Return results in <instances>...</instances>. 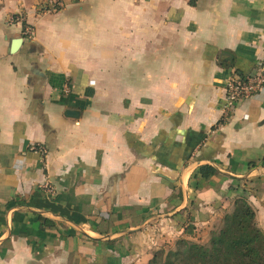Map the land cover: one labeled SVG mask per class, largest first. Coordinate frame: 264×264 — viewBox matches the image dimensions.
<instances>
[{"label": "crops", "instance_id": "obj_1", "mask_svg": "<svg viewBox=\"0 0 264 264\" xmlns=\"http://www.w3.org/2000/svg\"><path fill=\"white\" fill-rule=\"evenodd\" d=\"M36 4L0 0V264H146L240 196L264 233V86L222 121L264 0Z\"/></svg>", "mask_w": 264, "mask_h": 264}, {"label": "trees", "instance_id": "obj_2", "mask_svg": "<svg viewBox=\"0 0 264 264\" xmlns=\"http://www.w3.org/2000/svg\"><path fill=\"white\" fill-rule=\"evenodd\" d=\"M215 172L213 166L202 165L195 176L208 179ZM146 264H264V233L250 203L240 196L210 230L205 244L179 239L172 247L155 251Z\"/></svg>", "mask_w": 264, "mask_h": 264}, {"label": "built area", "instance_id": "obj_3", "mask_svg": "<svg viewBox=\"0 0 264 264\" xmlns=\"http://www.w3.org/2000/svg\"><path fill=\"white\" fill-rule=\"evenodd\" d=\"M65 0H37L36 8L40 13H53L63 7ZM23 16L21 13L10 16L9 22H21ZM25 34H31L32 29L25 26L23 29ZM264 86V64L257 62L253 68L252 74L244 77L233 75L226 81L224 90V116L222 121L226 120L235 106L242 100L251 97L253 94L261 90ZM30 149L44 155L46 150L42 144H33Z\"/></svg>", "mask_w": 264, "mask_h": 264}, {"label": "water", "instance_id": "obj_4", "mask_svg": "<svg viewBox=\"0 0 264 264\" xmlns=\"http://www.w3.org/2000/svg\"><path fill=\"white\" fill-rule=\"evenodd\" d=\"M17 44H18V40H15V41H14V44H13L14 47H15Z\"/></svg>", "mask_w": 264, "mask_h": 264}, {"label": "rangeland", "instance_id": "obj_5", "mask_svg": "<svg viewBox=\"0 0 264 264\" xmlns=\"http://www.w3.org/2000/svg\"><path fill=\"white\" fill-rule=\"evenodd\" d=\"M208 239H209V234H208Z\"/></svg>", "mask_w": 264, "mask_h": 264}]
</instances>
